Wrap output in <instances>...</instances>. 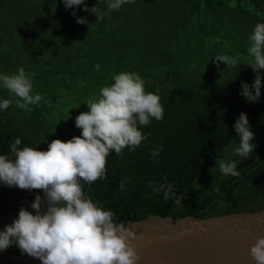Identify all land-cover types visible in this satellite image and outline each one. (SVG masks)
<instances>
[{"label": "trees", "instance_id": "obj_1", "mask_svg": "<svg viewBox=\"0 0 264 264\" xmlns=\"http://www.w3.org/2000/svg\"><path fill=\"white\" fill-rule=\"evenodd\" d=\"M84 2L102 11L99 23L80 6L70 15L61 0H0V72L23 67L42 96L25 111L0 89V98L12 100L0 112V154L17 137L18 147L46 150L52 139L78 136L73 118L87 111L86 99L112 74L135 71L145 90L159 95L163 118L138 125L148 135L134 151L110 152L104 179L84 184V195L120 223L146 211L175 217L264 209V70L259 100L245 102L238 92L241 81L251 84V68L240 66L242 60L238 69L212 61L216 54L246 53L251 28L264 22V0H133L117 11H108L104 0ZM240 112L254 133L253 152L241 161L231 154ZM157 147L162 151L150 158ZM228 159L237 161L238 176L219 173ZM150 183H170L174 195L165 200ZM37 194L0 185V228L11 223L16 201L30 203Z\"/></svg>", "mask_w": 264, "mask_h": 264}, {"label": "clouds", "instance_id": "obj_2", "mask_svg": "<svg viewBox=\"0 0 264 264\" xmlns=\"http://www.w3.org/2000/svg\"><path fill=\"white\" fill-rule=\"evenodd\" d=\"M132 2L104 0L108 11H117ZM61 3L65 10L71 8L70 15L74 17L76 6L94 15L96 23L103 17L96 4L88 7L84 0H61ZM75 22L87 23L83 17H76ZM241 60L240 66L247 65L255 75L250 85L241 81L238 94L245 102L255 103L260 98L261 70H264V22L251 28L242 57L212 56L213 63L223 62L233 68ZM99 67L93 65L94 69ZM144 84L135 71L114 73L111 83L100 86L97 94L83 103L87 111L73 118L74 126L80 130L78 136L66 141L52 139L46 150L18 147L21 144L18 137L9 143V153L0 154V185L29 191L39 189L42 195H35L30 202L33 211L21 206L16 218L0 228V251L15 246L40 264H136L138 255L129 243L134 233L116 221L111 210L89 200L82 189L84 184L104 179L110 152L120 155L125 147L134 151L146 139L148 133L142 134L138 125L146 126L152 119L163 118L159 95L146 91ZM0 89L14 96L15 105L21 110L30 111V106H38L42 100L41 94L33 92L31 74L23 67L11 73L0 72ZM11 103L8 98H0V112ZM232 128L238 140L233 141L231 154L240 161L246 160L254 149L251 142L254 133L244 112L234 118ZM160 151L159 147L152 149L150 158L155 159ZM217 167L224 176L239 175L234 159L221 160ZM124 187L121 180L118 188ZM149 187L156 192L162 190L165 200L174 195L170 183L158 186L150 183ZM175 203L181 204L180 196ZM249 254L255 264H264V235L255 239Z\"/></svg>", "mask_w": 264, "mask_h": 264}, {"label": "water", "instance_id": "obj_3", "mask_svg": "<svg viewBox=\"0 0 264 264\" xmlns=\"http://www.w3.org/2000/svg\"><path fill=\"white\" fill-rule=\"evenodd\" d=\"M134 233L136 264H255L250 246L264 235V209L208 216H166L146 211L121 222ZM0 264H40L36 258L3 255Z\"/></svg>", "mask_w": 264, "mask_h": 264}, {"label": "flooded vegetation", "instance_id": "obj_4", "mask_svg": "<svg viewBox=\"0 0 264 264\" xmlns=\"http://www.w3.org/2000/svg\"><path fill=\"white\" fill-rule=\"evenodd\" d=\"M33 193H36V192H33ZM29 205L30 203L27 200L16 201V206H15L16 208L13 211H9L7 217L13 220L17 216L18 209L21 206L30 212L33 211ZM6 254L18 256V257H26V254H22L20 250L15 246H9L7 249L0 251V259L3 255H6Z\"/></svg>", "mask_w": 264, "mask_h": 264}, {"label": "rangeland", "instance_id": "obj_5", "mask_svg": "<svg viewBox=\"0 0 264 264\" xmlns=\"http://www.w3.org/2000/svg\"><path fill=\"white\" fill-rule=\"evenodd\" d=\"M6 255H9V254H6Z\"/></svg>", "mask_w": 264, "mask_h": 264}]
</instances>
